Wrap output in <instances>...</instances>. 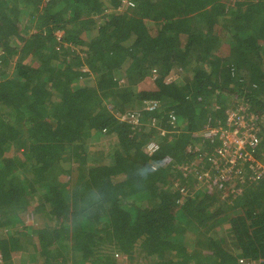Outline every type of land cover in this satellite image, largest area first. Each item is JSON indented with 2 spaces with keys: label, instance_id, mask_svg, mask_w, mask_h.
<instances>
[{
  "label": "trees",
  "instance_id": "1",
  "mask_svg": "<svg viewBox=\"0 0 264 264\" xmlns=\"http://www.w3.org/2000/svg\"><path fill=\"white\" fill-rule=\"evenodd\" d=\"M122 4L0 0V264H264V0Z\"/></svg>",
  "mask_w": 264,
  "mask_h": 264
},
{
  "label": "built area",
  "instance_id": "2",
  "mask_svg": "<svg viewBox=\"0 0 264 264\" xmlns=\"http://www.w3.org/2000/svg\"><path fill=\"white\" fill-rule=\"evenodd\" d=\"M124 3L127 0H122ZM238 113L236 111H231L228 114V122L230 125L227 128L224 127H218L221 130V135L223 136V145L224 148H220L218 150L219 154L222 157H225L226 155H229V157H233V162L236 160L238 156H240L244 151H247L246 155H250L252 151L256 148L258 145V139L256 136L257 127L255 125V122L253 120L245 121L243 118V125H240L239 118H242L241 115H237ZM238 117V118H237ZM245 125V126H244ZM212 132V134L216 133ZM208 131L206 132V135L209 134ZM158 145L155 142H150L146 145V152L152 153L157 149ZM231 147L230 152H228L226 149ZM251 152V153H250ZM245 153V152H244ZM243 153V154H244ZM253 155V154H251ZM228 157V158H229ZM263 164H259L263 172L261 174H257L258 171L254 174V180H259L264 174V160L262 161ZM251 178H253V175H251ZM1 258V256H0Z\"/></svg>",
  "mask_w": 264,
  "mask_h": 264
},
{
  "label": "rangeland",
  "instance_id": "3",
  "mask_svg": "<svg viewBox=\"0 0 264 264\" xmlns=\"http://www.w3.org/2000/svg\"><path fill=\"white\" fill-rule=\"evenodd\" d=\"M128 1V0H127ZM127 1L124 3V4H122V5H120V7H119V9H122V7H124L125 6V4H127ZM168 77V79H173V78H176L177 77V73L175 72V70L173 69L172 71H171V73L167 76ZM237 112V111H236ZM237 115H239V114H237ZM242 116V115H241ZM238 118V117H237ZM239 120H240V125H243V116H242V118H239ZM245 120V119H244ZM249 120V119H248ZM250 120H253V118L251 117L250 118ZM246 121V120H245ZM254 121V120H253ZM255 122V121H254ZM245 123V122H244ZM245 126V125H244ZM215 128H211L209 131H211V132H215ZM100 147L101 146H98V149H100ZM193 150V149H192ZM193 152V151H192ZM192 157V156H191ZM198 156H196V155H194V157H192L188 162H186L185 164H184V168L185 167H187V171H186V173H189V172H196V171H200L199 169H197V167L195 166V160H196V158H197ZM222 157V156H221ZM248 157L250 158V161H251V164H248V168H247V171H245L244 173H243V178H246V176H248V174H249V176L251 177V175H253V173H256L258 170V173L257 174H261L262 172H263V170L260 168L261 166L259 165V164H263L261 161H258L257 160V164H253L252 162H254L255 161V158H254V155L252 156L251 154L250 155H248ZM228 160H229V162H230V166H228L227 167V170H225L224 171V173H223V176H224V174H228L227 176L229 177V175L230 174H232V177L233 178H235V177H237V172L239 171V169H236V170H234L233 169V157H229L228 158ZM237 167V166H236ZM231 169V170H230ZM233 171H235V172H233ZM233 172V173H232ZM242 172H243V170H242ZM247 173V174H246ZM209 174H207L206 172H201V174L199 175V176H197L198 177V180H200L203 184H204V182H205V179L204 178H206V179H208V176ZM262 175H264V174H262ZM242 177V173L240 174V176H239V178H241ZM243 178H241L240 180V182L239 183H243L244 182V180H243ZM237 188H239V186L237 187ZM241 188V187H240ZM28 218H25V224H30V223H32V220H31V217L30 216H27ZM187 228V227H186ZM192 239V238H191ZM190 239V240H191ZM189 240V241H190ZM190 245H188V247H189ZM26 248H28V247H26ZM15 257V256H14ZM18 257H19V254L17 255V257H15L16 258V260L18 259ZM21 262V260L19 261V263ZM133 263H136V264H145V261H142V260H137V261H132ZM142 262V263H141ZM16 263L17 264H19L17 261H16ZM15 262H14V264H16ZM20 264H22V263H20ZM124 264H126V263H124Z\"/></svg>",
  "mask_w": 264,
  "mask_h": 264
},
{
  "label": "clouds",
  "instance_id": "4",
  "mask_svg": "<svg viewBox=\"0 0 264 264\" xmlns=\"http://www.w3.org/2000/svg\"><path fill=\"white\" fill-rule=\"evenodd\" d=\"M261 179H262V177H261ZM258 181H259V180H258ZM258 181H257V182H258Z\"/></svg>",
  "mask_w": 264,
  "mask_h": 264
}]
</instances>
